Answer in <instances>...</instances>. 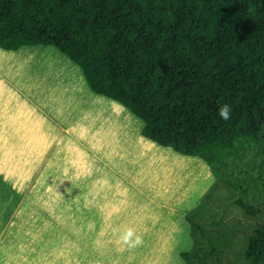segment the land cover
<instances>
[{
	"label": "trees",
	"instance_id": "trees-1",
	"mask_svg": "<svg viewBox=\"0 0 264 264\" xmlns=\"http://www.w3.org/2000/svg\"><path fill=\"white\" fill-rule=\"evenodd\" d=\"M35 44L68 55L95 93L143 120L142 135L200 156L223 183L242 189V178L224 170L239 158L238 141L264 144V0H0V47ZM224 104L232 109L227 121L218 114ZM257 166L262 171L264 157ZM235 201L246 214L264 213L242 196ZM202 217L200 206L187 215L186 264L220 261L232 241L233 230L215 231ZM237 257L264 264V221Z\"/></svg>",
	"mask_w": 264,
	"mask_h": 264
},
{
	"label": "rangeland",
	"instance_id": "rangeland-1",
	"mask_svg": "<svg viewBox=\"0 0 264 264\" xmlns=\"http://www.w3.org/2000/svg\"><path fill=\"white\" fill-rule=\"evenodd\" d=\"M22 46L9 52L13 53L15 61L30 56L42 61L40 56H45L42 53H49L47 57H52L55 63L59 61L57 55L68 57L54 45ZM38 46L46 47L39 49ZM40 61L29 65L22 61L11 73L0 62V79L4 77L12 82L22 90L24 97L42 107L40 115H32V123L38 124V128L34 125L33 129L39 133L40 129L43 130L46 136L45 141L41 139L33 147L32 140L24 142L26 148L32 151L34 148V152L29 159L23 157L22 163L28 160L34 170L25 175L24 181H15L17 191L11 183L0 188L1 201L18 198L16 202L8 201L5 211L0 212V255L6 257L3 248H8L10 240L14 244L21 240L12 227L25 232L30 220H35L41 213L45 217L60 213L64 220L77 214H123L139 215L143 223H140V229L139 223H134L138 231L134 229L135 235L128 242L123 238L110 241V249H114V243L122 241V264H186L180 251L193 246L187 215L195 206H200L204 215L202 221L207 227L215 231L218 228L233 230L230 246L220 256V261L211 260L212 264H237L242 259L237 255L246 235L255 224L264 221V213L246 214L235 201L242 196L249 203L264 207V168L261 171L257 166L264 157V153L259 152L264 144L261 141L237 142L239 158L232 156L234 158L229 160L230 164L224 171L232 179L241 177L242 189L223 183L203 159L181 161L170 151H160L157 157L152 154L144 158L142 152L146 153V137L140 131L143 126L140 117L121 102L103 95L100 96V104L93 103L88 94L83 96L72 90L76 86V89H87L90 93L83 74L76 81L64 72V68L50 69L39 64ZM58 68L60 70L53 73ZM28 112L30 110L23 104V115ZM18 131L15 129L14 133ZM0 140V155L12 150L13 147L9 150L10 145L14 150L21 145L17 141L7 145L6 138ZM153 143L148 141L152 150L156 147ZM6 150V153H1ZM6 157L4 164L13 166ZM252 161L256 165H252ZM249 174L258 178V184L251 181L248 185L246 177ZM7 175L0 174V178ZM18 214L21 216H16L19 217L17 225L7 220ZM64 220L63 229H70L72 222ZM79 224H83L81 228L86 231L87 222ZM124 249L135 253L125 259ZM30 255L35 256L33 249Z\"/></svg>",
	"mask_w": 264,
	"mask_h": 264
},
{
	"label": "crops",
	"instance_id": "crops-1",
	"mask_svg": "<svg viewBox=\"0 0 264 264\" xmlns=\"http://www.w3.org/2000/svg\"><path fill=\"white\" fill-rule=\"evenodd\" d=\"M35 45H23L22 47H32ZM38 47L40 49L45 48L46 46ZM14 51L15 50L4 49L0 47V52H3L0 53V62L5 66V68L9 70V73L14 72L12 70L20 65V62L22 61L23 63H28V65L30 63L40 61L38 60V58H36V56H30L25 60L22 59V61H15V56L13 55V53H9ZM37 53L41 54L42 52ZM57 57L59 58V61L58 63H55L52 57L40 56L42 61H40L39 64L48 66V68L50 67V69L56 67L64 68V72L70 74L72 79H75L76 81L77 79H80V77H82L83 73L82 70L79 69V65L73 62L69 58V56L66 57L63 54H60L57 55ZM12 59L14 62L12 61ZM46 62L48 63L46 64ZM21 67L25 69V66ZM59 68L56 71H53V73L59 71ZM58 90L61 91L62 89ZM72 90H76L79 93L84 94L83 96H86V94H88L89 97L91 96L90 99L93 101V103H101L100 96L102 95L95 94L92 89L90 93L87 92V89H76V86H74ZM21 93L22 90L15 86L12 82L9 83L4 77L0 79V139L6 138L7 145L15 141H17L18 144H21L16 150H14V146L10 145L9 150L11 147H13L12 150H10L6 155H0V174L8 173L5 178H0V188H5L6 183H11L14 187L17 186L15 185L16 180L20 179L24 181L23 178H26L25 175H30L31 170H34V166L30 164L28 160L22 163L23 157H27V159H29L28 157L31 156V153L34 152V148L33 151L30 148H26L24 142L32 140L31 144H33L31 147H33L37 144V142H40L41 139L44 141L46 140L45 132L41 129V133H39L38 130L36 131V129L38 128V124H35L34 122L32 123V117L40 115V110H42V107L40 105L33 104L30 99H27ZM80 102L83 103L81 100ZM23 104L26 105V107L30 110V112H28L25 116L23 115ZM12 116H14L13 119L11 118ZM18 118H20V120L16 122ZM34 125L36 129H33ZM15 129H19L17 134L14 133ZM20 131H22V134H20ZM35 133L37 134L35 135ZM29 134L30 136L26 139ZM34 135L38 138L33 140V138L35 137ZM144 141L146 143V153L144 151L142 152V154L145 155L144 158H146V156L149 157V155L152 154L154 157H157L160 151L162 153L170 151L173 152V155L181 161L186 160L187 162H190L191 158L193 160H196V158L200 159L199 156L183 154L178 151H174L169 146H162L156 142L153 143L156 147L154 150H152L148 145V141L151 140L144 138ZM38 146L39 145L36 146L37 149H39ZM148 148H150V150L152 151H150ZM6 152L7 150L1 153ZM5 157L7 162L11 163L13 166L8 167V164L7 166L4 164ZM14 190L17 191L16 187L14 188ZM4 199V201L0 200L1 213L5 211L4 206H7L8 201L16 202L15 200H17L18 198ZM16 216H21V214L15 215V217L13 216L7 220L14 222V224L17 225V222H19V217ZM67 218L68 219L64 220L62 214L60 213H51L49 217H45V214L43 215V213H41V216L36 215L35 220H30V222L27 224L29 228L25 232L19 231L17 230V228L12 227V230L16 237L21 238V240L18 239L16 244H14L12 240H10L11 243L9 242L10 244H8V248H3V250L6 251V257L0 255V264H122V241L120 243H117L119 246L114 243V249L112 247L110 249V241L114 240V238L122 239L123 235L129 229L133 233L134 229L137 230V227L134 223H139V229L140 223H143L142 220L139 219V215L123 216V214H77L70 215ZM63 220L72 222L69 227L70 229H63ZM51 222L55 223V227ZM82 222H87V224L85 225L86 231L81 228L84 225L79 224ZM7 224L5 227H7ZM48 225H52V228H48ZM139 233H141V231H139ZM134 235L135 234H133L132 236ZM28 239L31 240L27 242ZM31 249H33V252L35 253L34 257L30 255ZM123 251H125L126 254L125 259H127V255H132L135 253L133 251L127 252L126 249H124Z\"/></svg>",
	"mask_w": 264,
	"mask_h": 264
},
{
	"label": "clouds",
	"instance_id": "clouds-1",
	"mask_svg": "<svg viewBox=\"0 0 264 264\" xmlns=\"http://www.w3.org/2000/svg\"><path fill=\"white\" fill-rule=\"evenodd\" d=\"M78 65V64H77ZM81 69V68H80ZM82 70V69H81ZM83 73V72H82ZM84 75V74H83ZM86 80V79H85ZM87 82V81H86ZM88 84V83H87ZM89 86V85H88ZM90 87V86H89ZM101 95V94H100ZM231 111H232V109H231V107H230V105H228V104H224V105H222V106H220L219 108H218V114H219V116L221 117V119H223V120H225V121H227V120H230V118H231ZM144 136V135H143ZM145 137V136H144ZM147 138V137H146ZM148 140H151V139H149V138H147ZM151 141H153V142H155L154 140H151ZM157 143V142H156ZM176 151V150H175ZM191 155H194V154H191ZM196 156H198V155H196ZM200 157V156H199ZM200 159H203V158H201L200 157ZM204 160V159H203ZM205 161V160H204ZM207 162V161H206ZM132 235H133V233H132V231L129 229V230H127L126 231V233L123 235V240L125 241V242H128L129 240H130V238L132 237ZM139 241H137V243H138Z\"/></svg>",
	"mask_w": 264,
	"mask_h": 264
},
{
	"label": "bare ground",
	"instance_id": "bare-ground-1",
	"mask_svg": "<svg viewBox=\"0 0 264 264\" xmlns=\"http://www.w3.org/2000/svg\"><path fill=\"white\" fill-rule=\"evenodd\" d=\"M49 53H42L41 55H45V56H48Z\"/></svg>",
	"mask_w": 264,
	"mask_h": 264
}]
</instances>
